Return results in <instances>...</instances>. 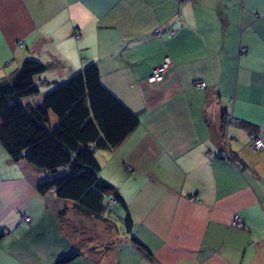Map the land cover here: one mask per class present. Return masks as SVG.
I'll return each mask as SVG.
<instances>
[{"label":"crops","instance_id":"crops-1","mask_svg":"<svg viewBox=\"0 0 264 264\" xmlns=\"http://www.w3.org/2000/svg\"><path fill=\"white\" fill-rule=\"evenodd\" d=\"M26 58L50 65L46 84L95 63L139 113L97 152L132 224L117 205L95 217L39 193L44 174L0 143V264H264V146H249L264 141V0H0V78Z\"/></svg>","mask_w":264,"mask_h":264},{"label":"trees","instance_id":"trees-1","mask_svg":"<svg viewBox=\"0 0 264 264\" xmlns=\"http://www.w3.org/2000/svg\"><path fill=\"white\" fill-rule=\"evenodd\" d=\"M49 67L26 58L0 78V143L11 160H23L44 174L36 184L39 193L53 191L58 199L72 202L78 212L95 217L120 205L122 222L130 229L127 205L116 186L101 175L97 152L122 143L138 126L139 113L101 82L95 63L66 81L52 82L53 87L42 92L41 85L46 83L38 76ZM37 96L38 101H29ZM134 242L152 257L141 242L135 238ZM74 255L54 264H64Z\"/></svg>","mask_w":264,"mask_h":264},{"label":"built area","instance_id":"built-area-1","mask_svg":"<svg viewBox=\"0 0 264 264\" xmlns=\"http://www.w3.org/2000/svg\"><path fill=\"white\" fill-rule=\"evenodd\" d=\"M160 30L157 29L155 32H159ZM172 65V61L170 59L169 56H165L163 58V61L154 66L152 69H151V72L150 74L147 76V81L148 82H156V81H159L162 79L165 71ZM195 86L197 88H200V87H203L205 86V82H202V81H198L195 83ZM226 120L227 121H230L231 120V116L230 115H227L226 117ZM250 148L254 149V150H257V149H262L263 146H264V141H263V136L262 135H259L257 133H251V142L249 144ZM190 199H193V198H190ZM26 221L29 220V217H25L24 218ZM231 226H234V227H242L243 225V222L241 220V218L239 217L238 214H233V217L231 219V222H230Z\"/></svg>","mask_w":264,"mask_h":264},{"label":"rangeland","instance_id":"rangeland-1","mask_svg":"<svg viewBox=\"0 0 264 264\" xmlns=\"http://www.w3.org/2000/svg\"><path fill=\"white\" fill-rule=\"evenodd\" d=\"M53 85H54V83H50V84H43V85H41V87H43V91H44V93L46 92V91H48L49 89H51L52 87H53ZM119 207H121L120 205H118V208ZM120 209V208H119ZM123 214H124V212H123ZM105 215H107V216H105V217H107L108 219H110L112 222H114L117 226L118 225H121V220L119 219V217H118V214H105ZM97 219H95V221H96ZM98 227H99V232H100V234L102 233V230H100V229H103L101 226H100V223H99V220H98ZM118 235L119 234H117V232H116V236H117V238H118Z\"/></svg>","mask_w":264,"mask_h":264}]
</instances>
